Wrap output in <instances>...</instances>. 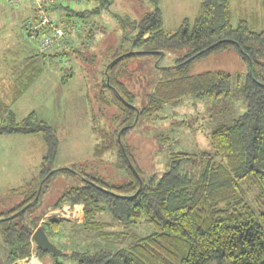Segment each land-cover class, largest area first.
Masks as SVG:
<instances>
[{
    "label": "trees",
    "instance_id": "obj_1",
    "mask_svg": "<svg viewBox=\"0 0 264 264\" xmlns=\"http://www.w3.org/2000/svg\"><path fill=\"white\" fill-rule=\"evenodd\" d=\"M93 1L95 6L84 11L59 3L52 8L73 11L84 19L111 5L110 0ZM150 1L153 10L139 21L131 22L136 30L132 50L113 57L103 69L98 102L103 109L116 108L118 115L112 116L109 130L92 127L97 140L92 159L102 162L103 157L114 153L116 163L112 165L123 173L120 177L113 175L106 179L98 172L85 174L75 169L54 168L59 141L55 130L39 120L35 111L17 121L9 110L0 123V135H37L44 148L37 185L29 183L21 192L12 189V193L20 192L23 198L0 210V222H8L2 230L8 250L7 264H20L33 252L39 258L44 256L46 252L33 244L32 233L48 210L66 203L83 205L84 222H70L104 238L124 240L139 223L151 227V232L142 238L114 251L61 252L77 257L78 264H264V20L259 31L253 30L246 20H239L233 27L230 0H202L195 18L184 19L174 33H169L163 29L158 0ZM115 16L123 24L130 22L128 17ZM232 46L238 49L248 70L242 87L244 111L232 124H222L208 135L212 154L199 155L197 171L195 163L181 170L180 163L189 157L173 154L166 170L154 176L150 184L146 183L121 141L122 134L141 116L150 117L178 101L228 97L232 92L230 74L224 71L189 74L185 68L198 58ZM161 52L162 57L168 52L178 56L172 65L161 68L164 73L148 93L147 104L138 108L121 69L147 54L161 58ZM104 91L110 93L108 99ZM65 172L79 175L84 183L63 192L43 207L41 213L36 212L41 197L50 188V178ZM244 182L256 189L257 194L248 198ZM106 213L108 219L103 216ZM65 221L55 216L45 217L43 229L47 236H57ZM116 227L121 231L116 233Z\"/></svg>",
    "mask_w": 264,
    "mask_h": 264
},
{
    "label": "rangeland",
    "instance_id": "obj_2",
    "mask_svg": "<svg viewBox=\"0 0 264 264\" xmlns=\"http://www.w3.org/2000/svg\"><path fill=\"white\" fill-rule=\"evenodd\" d=\"M110 1L109 8L85 17L84 20L73 11L64 8L59 10L63 17L58 18L65 24L87 23H82L79 31L70 37L68 44L59 50L50 49L44 54L38 50L34 39L23 46L20 44V19L16 13L12 16L7 2L0 0V90L4 88L3 92L0 91V123L9 110L14 113L17 121L35 111L38 119L45 121L56 132L59 146L52 164L54 168L75 169L85 174L98 172L106 179L113 175L120 177L123 173L112 165L116 163L114 153L107 154L102 162L92 159L93 147L97 142L92 127L100 126L109 130L113 123L112 116L118 115L116 108L110 106L103 109L98 102L103 69L113 57L132 50V37L136 30L131 22L139 21L153 10L150 0ZM201 1L158 0L163 29L174 33L184 19L192 21ZM75 3H70L71 9L75 8L74 5L77 6L76 10L80 7V11L95 6L93 0H78ZM88 4L91 6H87ZM230 8L233 27L237 26L239 20H246L255 31L263 28L264 0H230ZM116 14L128 17L130 22L123 24ZM53 18L56 19L54 15ZM177 56L174 52H168L161 58L147 54L135 58L121 69L127 88L134 92L138 108L147 104L148 93L164 73L161 68L172 65ZM185 70L189 74L227 72L231 76L232 92L223 99L198 101L189 98L178 101L175 105H167L162 112L153 113L150 117L141 116L132 128L122 134L121 141L136 161L143 180L149 184L154 176L166 170V163L173 154L182 153L189 157V160L180 163L181 170L195 163L197 171L199 155L203 152L212 154L208 135L222 124H232L245 109L242 87L247 81L248 70L235 46L198 58ZM33 71H37L39 75L25 83L26 74H32ZM15 79L20 83H14ZM16 95L20 98L14 102ZM104 95L107 99L110 97L108 91H104ZM43 153V144L37 135L0 136V210L20 202L23 194L19 193L27 184L37 185ZM50 181V188L41 197L36 209L38 213L63 192L84 183L82 177L73 172L55 173ZM243 188L249 192L248 198L257 194V190L249 186L248 182L243 183ZM12 189L20 192L12 193ZM254 208L257 210L256 205ZM49 212L50 210L46 215ZM46 215L37 227L44 226ZM108 215L103 214L106 219L109 218ZM62 216L70 217L71 214L64 213ZM65 220L58 235L50 234L48 237L66 254L92 253L101 249L114 251L151 232L149 225L139 223L133 226L124 240L104 238L95 231ZM80 220L82 223L84 218L81 216ZM7 224L8 222H0V264H7L5 258L8 250L2 238V230ZM115 231L120 232L121 228L116 227ZM42 255V258L35 255L41 260V264H78L77 257L70 255ZM36 261L32 259L33 264H38L39 261ZM22 263L23 261L20 264Z\"/></svg>",
    "mask_w": 264,
    "mask_h": 264
},
{
    "label": "built area",
    "instance_id": "obj_3",
    "mask_svg": "<svg viewBox=\"0 0 264 264\" xmlns=\"http://www.w3.org/2000/svg\"><path fill=\"white\" fill-rule=\"evenodd\" d=\"M21 0H5L10 6L16 7ZM31 6L35 9V21L30 23L24 29L25 39H34L37 43L38 50L41 53H47L48 50L53 48H61L70 42V37L79 31L82 23L71 22L65 24L62 21H56L53 18L52 5L53 4H66L74 3L78 0H29ZM64 4V5H65ZM64 213L70 217L62 216ZM58 218H65L70 221L79 222L80 217H83V205L64 204L62 207L55 210H50L48 215ZM33 241V240H32ZM34 244V242H33ZM35 252L32 253L30 258L23 259L22 264H31V260L35 258Z\"/></svg>",
    "mask_w": 264,
    "mask_h": 264
},
{
    "label": "crops",
    "instance_id": "obj_4",
    "mask_svg": "<svg viewBox=\"0 0 264 264\" xmlns=\"http://www.w3.org/2000/svg\"><path fill=\"white\" fill-rule=\"evenodd\" d=\"M5 1V0H4ZM6 3V2H5ZM75 3V2H74ZM76 4V3H75ZM9 5V4H8ZM30 5V6H29ZM54 5V4H53ZM58 5V4H57ZM77 5V4H76ZM59 6V5H58ZM70 6V5H69ZM87 6H91L90 4H88ZM86 6V7H87ZM71 7V6H70ZM73 7H75V8H73V9H75L76 10V8H77V6H73ZM9 8L11 9V14H12V16H15L14 14L16 13L17 15H18V17H19V19H20V23H21V28H20V33H19V42H20V44L23 46L25 43H28L29 41H30V39H25V37H24V29L26 28V26L28 25V24H30V23H33L34 21H35V19H36V17H35V9H34V7H32L31 6V3L29 2V0H22V3H21V1H20V3H19V5H17L15 8L14 7H12V6H10L9 5ZM91 9V8H90ZM59 10H62L61 8H58L57 9V6L56 7H53L52 8V12H53V15L55 16V20H57V21H60V20H62V19H59L58 17H63V13H59ZM81 10V8L79 7V10L78 11H80ZM87 17H89V16H87ZM15 19H16V17H15ZM84 20V19H83ZM83 20H81V21H83ZM83 23V25L85 24V23H87L86 21H83L82 22ZM53 49H56V48H53ZM58 49V48H57ZM22 75H24V72L22 71ZM37 75H39L38 73H37V71H33L32 72V74H26V76H25V78H24V81H25V83H27L28 81H30L31 79H30V76H32V77H35V76H37ZM0 81H2V80H0ZM16 82H19V80L18 79H15V81H14V83H16ZM20 83V82H19ZM1 92H3L4 91V88H2L1 90H0ZM20 98V97H19ZM18 98V99H19ZM17 99V100H18ZM14 101V100H13ZM16 101V100H15ZM1 136V135H0ZM36 260H38L39 262H38V264H41L40 263V261L41 260H39L38 258H33V261H35V262H37ZM31 264H33L32 263V260H31Z\"/></svg>",
    "mask_w": 264,
    "mask_h": 264
},
{
    "label": "water",
    "instance_id": "obj_5",
    "mask_svg": "<svg viewBox=\"0 0 264 264\" xmlns=\"http://www.w3.org/2000/svg\"><path fill=\"white\" fill-rule=\"evenodd\" d=\"M162 56V52H161ZM108 83V78H107ZM118 141H120V134H118ZM40 190V188H39ZM38 190V192H39ZM32 240L34 241L37 248L41 251L52 254V255H59L61 254V250L54 245L47 236L46 232L44 231L43 227H37L32 233Z\"/></svg>",
    "mask_w": 264,
    "mask_h": 264
},
{
    "label": "clouds",
    "instance_id": "obj_6",
    "mask_svg": "<svg viewBox=\"0 0 264 264\" xmlns=\"http://www.w3.org/2000/svg\"><path fill=\"white\" fill-rule=\"evenodd\" d=\"M34 242V241H33ZM35 244V243H34ZM36 246V245H35Z\"/></svg>",
    "mask_w": 264,
    "mask_h": 264
}]
</instances>
